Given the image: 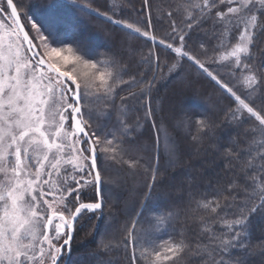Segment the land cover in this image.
I'll return each instance as SVG.
<instances>
[{
    "label": "snow or ice",
    "instance_id": "snow-or-ice-1",
    "mask_svg": "<svg viewBox=\"0 0 264 264\" xmlns=\"http://www.w3.org/2000/svg\"><path fill=\"white\" fill-rule=\"evenodd\" d=\"M68 3L151 47L139 51L144 69L128 74V65L115 57L102 53L96 59L79 41L58 38L49 27L60 21L55 11L45 22L19 0H0V264H72L77 222L87 214L102 215L103 186L119 180L104 175L101 156L146 180L139 208L122 226L124 235L102 239L101 250L123 249L126 264H179L185 252L206 256L204 264H243L232 257L248 247L251 217L264 213V61L258 63L253 53L264 35V0H172L157 17L169 22L163 36L155 34L150 0H143L137 22L118 18L127 0H109L110 11L86 0ZM197 30L214 41L211 52L203 41L200 53L190 50ZM185 64L231 101L224 122L247 125L250 139L243 148L238 140L232 142L236 147L225 148L228 169L236 176L224 190L198 198L190 193L180 209L162 207L153 197L161 152L172 159L176 146L168 130L155 123L152 92L158 74L179 75ZM218 66L227 69L230 82L214 70ZM129 100L143 112V122L152 121L154 155H144L148 147L133 143L143 122L137 115L129 123ZM113 110L116 119L109 125ZM195 125L194 140L213 128L204 117ZM181 126L188 127L178 121ZM133 148L140 154L131 155ZM181 212L198 222L199 231L191 238L181 230L162 239Z\"/></svg>",
    "mask_w": 264,
    "mask_h": 264
},
{
    "label": "trees",
    "instance_id": "trees-1",
    "mask_svg": "<svg viewBox=\"0 0 264 264\" xmlns=\"http://www.w3.org/2000/svg\"><path fill=\"white\" fill-rule=\"evenodd\" d=\"M78 2L83 3L85 0H78ZM86 2L100 11H110L109 0H86ZM19 3L29 9L31 15L45 22L46 19L51 20L52 12L55 11L60 17V21L49 24V27L60 39L67 42L79 41L85 48L80 40L84 38L85 34H89L93 38H100V42L107 43L108 47L100 43L92 51L94 58L99 59L102 53L113 56L128 65V74H138L144 69V66L138 63L139 51L147 53L151 42L130 40L125 31L118 26L105 23L102 18H97L95 15L80 14L68 3V0H19ZM150 3L153 9L152 22L155 34L163 36L168 30L169 22L166 19H157V17L169 9L172 0H150ZM50 5L57 7L53 10L50 9ZM142 8L143 0H127V6L118 18L137 22L140 19ZM144 23H147L146 14ZM201 41L207 45L208 51L211 52L214 41L199 30L192 33L188 42L190 50L200 53ZM130 48L137 52H131ZM253 53L258 63L264 61V35L258 38ZM160 56L161 59L164 58L163 51L160 52ZM214 70L223 79L230 82L225 77L224 72L228 74L225 67L218 66ZM125 94L124 92L120 93V95ZM230 103L231 101L222 94L210 78L196 73L187 64L184 65L179 75L161 77L158 74L156 87L152 92L154 120L157 127L163 126L168 130L176 146L174 158H167L163 151L160 155L161 175L153 191V197L158 198L162 207L183 209L188 204L190 193L197 198L205 193L212 195L217 191L224 190L227 184L235 178V170L229 171L228 169L230 159L226 157L225 148L236 147L232 144L234 140H238V147L243 148L250 138L245 136L247 125L236 127L224 122V112ZM256 103L262 104V101L258 98ZM117 104H119V96ZM128 106L130 109L129 123H134L137 115L143 122V112L135 110L138 105L129 100ZM198 117L207 118L213 128L204 132L201 139L194 140L195 121ZM115 119L116 113L113 110L112 119L108 121L109 125L114 123ZM178 121L185 122L188 127L177 128ZM136 137L134 145L147 146L148 151L144 155H154L155 133L152 129V121L143 122V128L137 131ZM130 154L135 156L140 153L133 148ZM100 163L106 177H119V180L116 183H105L103 186L104 208L102 215L87 214L77 222L71 242L72 264H126L123 249H113L111 252L103 251L101 250V240L112 237L119 239L124 235L121 230L122 226L130 221L131 216L139 208L146 190L143 187L146 180L142 173L131 174L126 168L106 164L103 156H101ZM240 182L243 183V179ZM115 186L119 188V198L115 202H110L108 193L116 192ZM92 195L89 193L86 198L91 199ZM131 205H134L133 208L126 211ZM200 214L196 213L195 215L199 216ZM107 218L112 221L111 230L113 231L104 236L101 229ZM142 226L147 227V223L145 222ZM249 229L251 236L247 249L235 252L232 259H240L243 264H264V213H257L251 217ZM181 230L186 231L191 238L199 231V224L195 219H187L181 212L180 217L169 224L167 232L161 238L179 233ZM93 256L96 259H93ZM206 259L207 257L204 255L185 252L179 264H204Z\"/></svg>",
    "mask_w": 264,
    "mask_h": 264
},
{
    "label": "rangeland",
    "instance_id": "rangeland-1",
    "mask_svg": "<svg viewBox=\"0 0 264 264\" xmlns=\"http://www.w3.org/2000/svg\"><path fill=\"white\" fill-rule=\"evenodd\" d=\"M48 21V19H46V22ZM25 23H27V19L25 18ZM28 29L31 31V25L28 24ZM33 36H35V33H31ZM80 42L85 46L86 49H90L91 51L95 50L97 48V46L100 45V43L105 44V46H109L107 43H105L104 41L100 42V38L96 39L91 37L89 34H85L84 38H82V40H80ZM226 75L225 77L228 78L230 80L229 75L224 72ZM227 79V80H228ZM200 107V106H199ZM192 108V107H191ZM208 110V109H207ZM115 189L117 190L114 193H108V198L110 202H115L118 198H119V188L117 186H115ZM134 205H131L128 209H126V211H129L131 208H133ZM113 227L112 226V221L111 219H106L105 224L103 226V228L101 229L102 235L107 236L108 233L112 232L113 230H111ZM95 257L93 256V259ZM96 259V258H95ZM94 262V260H93ZM95 263V262H94Z\"/></svg>",
    "mask_w": 264,
    "mask_h": 264
},
{
    "label": "water",
    "instance_id": "water-1",
    "mask_svg": "<svg viewBox=\"0 0 264 264\" xmlns=\"http://www.w3.org/2000/svg\"><path fill=\"white\" fill-rule=\"evenodd\" d=\"M73 235H74V233H73ZM71 242H72V240H71Z\"/></svg>",
    "mask_w": 264,
    "mask_h": 264
}]
</instances>
